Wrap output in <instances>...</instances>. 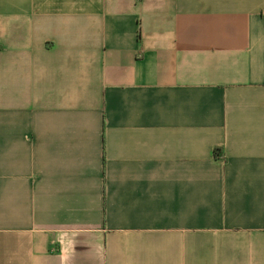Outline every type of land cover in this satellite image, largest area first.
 Returning a JSON list of instances; mask_svg holds the SVG:
<instances>
[{
  "label": "crops",
  "instance_id": "1",
  "mask_svg": "<svg viewBox=\"0 0 264 264\" xmlns=\"http://www.w3.org/2000/svg\"><path fill=\"white\" fill-rule=\"evenodd\" d=\"M0 264H264V0H0Z\"/></svg>",
  "mask_w": 264,
  "mask_h": 264
}]
</instances>
